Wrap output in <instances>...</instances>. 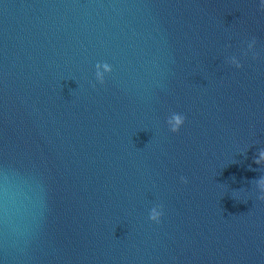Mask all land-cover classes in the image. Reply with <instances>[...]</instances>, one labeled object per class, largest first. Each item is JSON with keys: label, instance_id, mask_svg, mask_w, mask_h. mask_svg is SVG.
I'll list each match as a JSON object with an SVG mask.
<instances>
[{"label": "water", "instance_id": "95a60500", "mask_svg": "<svg viewBox=\"0 0 264 264\" xmlns=\"http://www.w3.org/2000/svg\"><path fill=\"white\" fill-rule=\"evenodd\" d=\"M262 150L259 0H0V264H264Z\"/></svg>", "mask_w": 264, "mask_h": 264}, {"label": "clouds", "instance_id": "9594fccd", "mask_svg": "<svg viewBox=\"0 0 264 264\" xmlns=\"http://www.w3.org/2000/svg\"><path fill=\"white\" fill-rule=\"evenodd\" d=\"M260 4V9L264 11V0H259ZM257 45V39L255 37H252L249 41H246V47L242 48L241 54H233L228 57H226V63L236 67V68H241L243 67L242 63V57L246 58L250 54L253 59H257L259 57V53L255 51ZM104 68L107 69L108 65H104ZM96 80L103 84V72L100 71V65L97 63L96 65ZM186 115L178 112H172L166 120L167 126L169 130L173 133L179 132L181 128L184 126L186 122ZM257 164H262L264 163V150H262L259 154V157L256 160ZM183 183H187V178L186 177H181L180 178ZM256 184L258 188L260 189L261 193H264V176H262L258 181H256ZM264 199V195L261 197ZM164 216V209L163 206L160 204H156L152 206L148 210V219L152 222L155 223H160L162 217Z\"/></svg>", "mask_w": 264, "mask_h": 264}]
</instances>
